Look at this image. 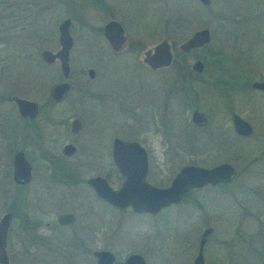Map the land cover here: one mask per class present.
Returning a JSON list of instances; mask_svg holds the SVG:
<instances>
[{
  "label": "rangeland",
  "instance_id": "obj_1",
  "mask_svg": "<svg viewBox=\"0 0 264 264\" xmlns=\"http://www.w3.org/2000/svg\"><path fill=\"white\" fill-rule=\"evenodd\" d=\"M15 1L19 0H5L0 4V29L4 14L9 12L7 6L14 5ZM26 1L31 5L22 12L26 16L17 25L20 29L18 43L16 40V44L9 42L8 47L0 35L2 44L13 52L18 51L19 46L20 49L29 46L36 51L43 47L54 49L56 26L65 16L63 7L56 0ZM162 2L169 25L162 35L149 38L148 45L166 37L177 46L194 30L207 28L211 36L207 47L219 51L230 64L244 72L248 83L264 77V0H210L207 6L200 5L197 0ZM129 15L133 31L139 24L153 28L158 23L154 0L133 4ZM142 15L145 20L140 19ZM77 29L74 23L71 31L75 35L74 46L69 62L73 81L71 95L80 92L77 84L83 77L89 92L107 97L103 106L94 100L87 102L88 110L95 112L102 108L104 115L98 117L91 137L84 132L86 147L80 148L78 158H83L86 152L89 155L97 152L103 160V173H106L110 165L108 136L128 137L137 127L148 129L151 125L148 142L144 144L152 162L156 158L167 162L162 180L154 176L152 183L165 185L175 170L190 163L210 167L229 162L236 175L230 186L205 187L198 191V206H176L156 215L132 214L129 210L119 212L106 207L84 183L68 185L66 178L67 185L56 186L51 206L46 193L33 190L30 193L34 201L30 199L25 216L45 223L54 221L63 211H70L76 218L67 232L53 234L59 238L55 243L50 240L41 244L38 264H93L85 251L101 247L117 253L115 264H121L132 252L142 254L145 264H188L187 258L191 250L196 251L198 235L207 224L213 227V232L203 250V264H264V94L239 81L226 92L228 86L221 90L213 80L197 84L194 92L188 89L180 98L169 97L167 105H161L170 86L167 70L152 73L140 62L141 54L134 59L125 53L116 56L96 33L84 29L78 35ZM202 55L200 50L185 59L191 64ZM9 61L0 79V90L4 93H15L22 84L32 99L39 100L57 77L53 68L42 65L35 57ZM89 67L95 72L92 80L85 74ZM207 73L204 71L203 75ZM117 96L122 97L126 109H135L133 117L123 115L121 106L114 103ZM194 102L199 103L209 117L207 126L202 129L189 124L193 108L186 106ZM162 106L166 107L162 110ZM229 108L252 126L251 135L240 137L234 133L228 120ZM0 109L3 113L12 112L9 103H4ZM127 124L133 126V131L125 130ZM3 208L0 202V216ZM12 229L14 237L16 225ZM20 231L25 237L31 235L29 229L21 228ZM40 232L46 233L43 229ZM35 255L32 247L17 244L11 254L12 264H35Z\"/></svg>",
  "mask_w": 264,
  "mask_h": 264
},
{
  "label": "flooded vegetation",
  "instance_id": "obj_2",
  "mask_svg": "<svg viewBox=\"0 0 264 264\" xmlns=\"http://www.w3.org/2000/svg\"><path fill=\"white\" fill-rule=\"evenodd\" d=\"M57 4L62 6L65 12L64 18H62L57 26V38L56 45L54 49H49L47 47H43L38 49L37 51L28 46L26 49H20L13 52L12 50H8V48L2 44V42L6 43L9 47L10 44L18 43V32L19 27H17L18 23L21 21L22 17L26 15L22 12L27 10L29 1L19 0L15 1L14 5L7 6L9 12L4 14V22L2 25V29H0V35L2 38V42L0 40V79L3 75V68L10 62L9 60H14L15 58H24V57H35L37 58L42 65L53 68L57 77L54 78L52 83L48 88L47 94L44 97H38L39 100L32 99L30 97V93L27 92V87H23L21 84L20 89H18L15 93L9 91L8 93H4L0 90V107L4 103H9L11 105L12 112L3 113V110L0 109V202H2L3 213H10L9 224L6 230L5 236V252L7 256L8 264H12L11 254L12 250L15 249L17 244L30 246L35 251L37 256L35 255L33 258L38 264L39 260V249L41 248V244L45 242H50L53 240L55 243L59 238H55L53 234L56 232H67V229L71 227L75 221V215L70 211H63L56 215L54 221H46L45 223L41 222L36 218H30L25 216V213L28 211L27 205L32 198V194L30 193L33 190H39V192L43 191L48 195L47 201L50 206L53 203L54 192L56 186H64L65 178L68 182V185H76L79 183H84L87 187L88 191H90L93 196L104 206L117 210L119 212H124L129 210L132 214H150V213H135L132 211L130 206H125L122 208L115 207L108 202L101 199L93 190L91 185H89L88 180L101 177L105 180L106 184L109 186L111 190H117L124 179V176L119 172L117 167L115 166L112 159V145L114 139H119L121 141H134L138 143L144 150L146 154V171L144 174V180L146 183L156 186V187H167L174 177V175L186 165H195L193 163L186 164L180 166L170 179H167L165 185H157L152 183V178L157 177L162 180L163 175H165L167 162L162 158H156L155 162H152L153 158L149 155L150 151L146 148L144 141L148 142L149 133L151 132V125H149L148 129H142L141 127H137L136 130L133 131L130 124H127L124 128L128 131H133L134 133L131 136L121 135V137L116 136V134H111L108 136L107 145H109V149H107V153L109 152L110 157V165L106 168V173H103V160L102 157L98 155L97 152H93L89 155L86 152V155L82 158H78V152L82 146L86 147V141L83 138L84 132H87L88 137H91V133L94 130V126L97 125L98 117H103L104 112L103 109H97L95 112L88 110L87 107L89 100L97 101L100 106H103V102L106 101V96L104 94H95L88 91L87 84L85 83V79L79 78L78 80V91L76 95H71L73 90V81L71 76V69L69 66L70 62V53L74 46L75 36L72 31V26L74 23L77 24L78 29L77 33L80 35L82 30L88 29L94 33H96L102 40L103 44L107 47V49L116 56L119 54H129L131 58H135L137 55L141 54L140 62L146 69L152 73H158L164 70H167V78H169L170 86L165 92L166 96L161 102V105L166 104L169 97L176 96L180 98V95H184L185 92L189 89L191 92H194V87L199 83H209L211 81L213 84H217L222 87L221 90H225V86H228L227 91L231 90V85L226 80H224L221 84L216 82L215 77H211L212 71L207 69L204 62L198 58L194 59L191 64L185 59L191 53H198V51L206 48L210 43L202 47L191 49L188 52L181 51L179 49V44L182 43L185 39H187L190 35H188L182 42H180L177 46L174 45L168 38L163 37L158 41L148 45L152 36H160L166 32L169 25V18L165 15L163 11V2L162 0H154L155 2V10L158 18V23L153 28H148L146 24H139V28L135 31L131 29L130 15L129 10L133 4H144L147 1L151 0H56ZM198 1V0H197ZM5 0L0 1V4L4 3ZM200 4V2L198 1ZM210 3V0H209ZM201 5V4H200ZM209 5V4H208ZM36 6V5H35ZM203 6V5H202ZM135 7V5H134ZM20 11L21 15L18 14ZM83 14V17L81 14ZM29 17V16H28ZM36 17V16H35ZM69 19L68 32L72 40L71 48L68 52V67L69 73L68 77L64 79L62 77V73L60 70V62L58 59H54L51 62H46L42 57V52L47 50L51 53H56L59 49L58 43V25L64 19ZM35 20V18H32ZM140 19L145 20L144 15ZM33 23V21H32ZM111 23L112 26L105 29V26ZM12 24V25H11ZM179 24H177L178 26ZM23 26H21V29ZM200 29V28H199ZM198 30V29H196ZM209 31V30H208ZM22 32V30H21ZM104 33H108L113 38V42L117 43V37H119L120 42L113 47ZM210 35V33H209ZM77 36V35H76ZM167 39L170 43V50L172 52V60L168 66L151 69L143 62L144 52L150 49L153 45L158 43L159 41ZM16 40V41H15ZM28 44V41H27ZM14 46V45H12ZM15 47V46H14ZM209 51H212L207 47ZM14 50V49H13ZM204 51V50H203ZM202 51V54H203ZM219 52V51H217ZM13 53H15L13 55ZM182 54V56L180 55ZM180 56L179 60L174 62L175 57ZM128 57V56H127ZM200 60L203 64L201 71H196L192 69V64L196 61ZM92 70V75L89 76L88 70ZM204 71H207V75L209 77L205 78L207 75H203ZM82 75L83 71L80 70ZM86 77L89 80L94 78L95 72L92 68H87L85 71ZM203 76H205L203 78ZM215 78V79H214ZM263 78L257 79L262 80ZM66 81L68 83L67 92L59 97L58 99L53 97L50 94V89L53 85ZM254 81V80H252ZM87 82V81H86ZM168 83V82H167ZM166 83V84H167ZM238 83V81H237ZM241 84V82H240ZM249 87L252 90L259 91L264 94L263 91L256 90L251 88L250 83ZM85 89V92H84ZM83 90V91H81ZM22 93H19V92ZM27 94V95H26ZM70 95V96H69ZM13 97H18L25 101L33 102L35 104V109L31 111V109H27L26 112H22L17 108ZM70 97V98H69ZM120 96H117L114 100V103H117L121 106V109L124 112V116H132L135 114L134 110L131 108L126 109V105L121 101ZM109 101L111 99H108ZM124 100V99H123ZM188 100V99H187ZM191 106L193 109L190 112V125L195 129H202L207 126L209 121L208 115L200 109L199 103L194 102L188 104L186 107ZM61 107V108H60ZM134 108L133 105H131ZM166 107V106H165ZM162 106V110L165 108ZM197 109L201 113H203L205 117V121L202 123H196L192 120V112ZM24 110V109H23ZM28 111V112H27ZM29 111H31L29 113ZM33 112V113H32ZM229 115V123L231 124V116L234 113L230 110H227ZM239 115V114H237ZM240 116V115H239ZM241 117V116H240ZM242 118V117H241ZM243 119V118H242ZM245 120V119H244ZM246 121V120H245ZM163 123V122H162ZM162 125V124H161ZM160 125V126H161ZM251 126V125H250ZM252 128V126H251ZM162 129L165 128L162 125ZM233 129V128H232ZM253 132V129H252ZM148 133V135H147ZM236 134V133H235ZM252 134V133H251ZM250 134V135H251ZM238 135V134H236ZM240 136V135H238ZM131 137V138H129ZM246 137V136H240ZM129 138V139H127ZM57 140H60L58 143ZM68 147L69 149H66ZM17 153L18 156L25 164H27V169L25 171L24 167L20 166L17 170L19 181L14 180V162ZM223 163V162H220ZM229 163V162H226ZM219 164V163H217ZM230 164V163H229ZM216 165V164H214ZM212 165V166H214ZM232 165V164H231ZM154 166V167H153ZM210 166V167H212ZM233 166V165H232ZM82 167V169H81ZM204 167V166H201ZM234 169V175L229 182L226 183H217L215 185H205L199 188H192L187 191V193L180 199V201L176 204H171L167 207L161 208L155 214L156 215L164 210H168L172 207L183 206V205H192L193 207L199 205V200L196 197V193L205 187H218V186H230L234 181L236 171ZM101 171V172H100ZM36 187V188H35ZM52 202V203H50ZM45 209V208H44ZM22 212V216L21 213ZM64 213H72L74 216V220L72 222L62 224L57 221V216ZM1 215V216H2ZM0 216V217H1ZM20 216L21 219L16 220L15 217ZM262 221L264 222V214L262 216ZM260 221H258L259 224ZM16 225V234L13 237V229L12 227ZM207 227L211 228L210 233L205 237V242L202 247V257L204 263V255L203 250L206 245V242L209 236L213 232V227L207 224L199 233L197 240L196 251L190 252L189 257L187 258L188 264L189 259H191V264L198 253L199 250V241L203 230ZM26 228L31 230V235L23 236L21 234L20 229ZM43 229L46 233H41L40 230ZM49 233V235H48ZM70 234V233H69ZM80 244V243H79ZM110 248V247H109ZM28 248H25V252H27ZM100 250H108L112 253L114 260L111 264L116 263L117 253L113 249L107 248H94L86 250L85 252L92 260L93 264H97V260L93 256V251ZM189 251V249H186ZM28 253V252H27ZM137 253V252H132ZM129 253V254H132ZM127 254L124 259L129 255ZM142 256L140 253H137ZM124 259L121 264H124ZM144 260V258H143ZM164 262L167 263L168 259L165 258ZM145 263V261H144Z\"/></svg>",
  "mask_w": 264,
  "mask_h": 264
},
{
  "label": "water",
  "instance_id": "obj_3",
  "mask_svg": "<svg viewBox=\"0 0 264 264\" xmlns=\"http://www.w3.org/2000/svg\"><path fill=\"white\" fill-rule=\"evenodd\" d=\"M201 5L207 6L209 0H198ZM69 19H64L58 25V43L59 49L56 53H51L47 50L42 52V57L46 62H51L58 59L60 62V70L62 77L66 79L69 73L68 67V52L72 45V40L68 32ZM108 23L105 29L111 27ZM109 43L115 47L120 42L117 37V43L113 42L112 36L104 33ZM210 35L207 28H200L195 30L187 39L179 44V49L188 52L191 49L202 47L209 43ZM143 62L151 69H156L168 66L172 60V52L170 50V43L167 39H163L153 45L150 49L144 52ZM202 62L196 60L192 64V69L201 71ZM92 70H88L89 76L92 75ZM253 89L264 92V79L254 80L250 82ZM68 90V83L66 81L59 82L53 85L50 89V94L59 98L62 97ZM17 108L22 112L26 110L35 109L33 102L25 101L18 97H13ZM24 109V110H23ZM29 111V113L31 112ZM28 112V111H27ZM33 113V112H32ZM192 120L196 123L205 121L203 113L195 109L192 112ZM231 124L234 133L240 136H249L252 133L250 124L242 119L237 114H232ZM66 149H69L66 147ZM112 159L124 176L121 186L117 190H111L101 177L89 179L88 183L93 188L94 192L104 201L109 204L122 208L130 206L135 213H150L155 214L163 207L171 204H176L180 199L192 188H199L205 185H215L217 183L229 182L233 175V166L229 163L223 162L212 167H201L194 165L183 166L171 179L167 187H156L145 182L144 174L146 171V154L145 150L134 141H121L114 139L112 145ZM17 153L14 162V180L19 181L17 170L20 166L27 169V164L18 158ZM10 213H4L0 217V264H8L5 252V236L9 224ZM74 216L72 213H64L57 216V221L62 224L72 222ZM211 228L207 227L203 230L200 241L199 250L193 261V264H203L202 247L205 242V237L210 233ZM93 256L97 260V264H111L114 260L112 253L108 250L93 251ZM124 264H145L141 255L137 253L129 254L124 259Z\"/></svg>",
  "mask_w": 264,
  "mask_h": 264
},
{
  "label": "trees",
  "instance_id": "obj_4",
  "mask_svg": "<svg viewBox=\"0 0 264 264\" xmlns=\"http://www.w3.org/2000/svg\"><path fill=\"white\" fill-rule=\"evenodd\" d=\"M204 50V51H203ZM203 55L200 57L204 62L207 69L212 71V76L216 78L217 83H222L226 80L230 85L236 84L237 81L244 84V86H249L247 75L241 70L234 67L229 63V60L222 56L220 52L209 51L208 48H203ZM220 56L217 57V55ZM182 56V54H180ZM176 56L174 62L178 61L180 58ZM214 78V79H215Z\"/></svg>",
  "mask_w": 264,
  "mask_h": 264
}]
</instances>
